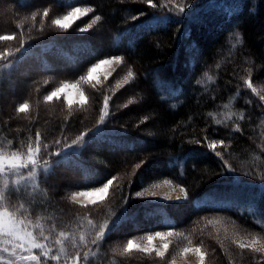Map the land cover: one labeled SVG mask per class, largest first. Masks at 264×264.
<instances>
[{
  "label": "trees",
  "instance_id": "obj_1",
  "mask_svg": "<svg viewBox=\"0 0 264 264\" xmlns=\"http://www.w3.org/2000/svg\"><path fill=\"white\" fill-rule=\"evenodd\" d=\"M218 1L200 0L198 4H205L187 18L164 0H0V34L24 29L32 21L28 13H41L45 7L57 11L90 5L103 19L91 32H56L2 56L5 61L18 56L9 76L0 62V151L36 147L39 162L35 182L17 183L8 169L0 174V195L3 206L27 222L49 250L48 257L45 249L33 250L40 256L37 264H156L140 255L120 257L110 241L180 228L211 212L264 229V97L248 84L249 78L264 81V33L255 23L264 21V0L256 7V0H238L230 13L214 6ZM211 7L220 11L215 14ZM162 15V21L151 23ZM187 45L194 54L184 61ZM114 54L125 57L136 72L137 103L133 100L114 115L122 125L114 124L110 114L99 132L82 127L93 117L97 99L89 114L71 111L63 101L34 103L53 85V77H79L92 63ZM209 65L220 79L207 83ZM25 99L43 108L33 116L18 113L17 103ZM211 139L223 143L215 150L207 142ZM221 148L227 151L221 154ZM48 157L52 164L47 166L41 159ZM154 164L162 168H154L153 175L163 172L187 189L190 206L179 207L189 210L183 216L170 211L168 204H143L132 195L152 180L148 166ZM240 165L246 169L235 171ZM32 168L30 163L17 171L25 175ZM110 179V199L93 216L72 206L68 195L73 190ZM215 252V264H230ZM248 263L257 264L251 259Z\"/></svg>",
  "mask_w": 264,
  "mask_h": 264
},
{
  "label": "rangeland",
  "instance_id": "obj_2",
  "mask_svg": "<svg viewBox=\"0 0 264 264\" xmlns=\"http://www.w3.org/2000/svg\"><path fill=\"white\" fill-rule=\"evenodd\" d=\"M164 1L167 2L169 8L175 13H179L187 18L192 14H195V12L205 4H198L200 0ZM237 1L238 0H219L214 6H221L224 11L230 13L237 8ZM258 2H260V0L254 2L255 7L258 5ZM0 7H2L1 4ZM204 7L205 6H203L201 10H203ZM77 8H79V12H76ZM181 8L184 9L183 13L179 12V9ZM252 8L256 10L253 6ZM211 10L215 14H217L216 10L220 11L217 7H211ZM51 11V7H45L41 13L34 12L32 14L30 12L28 13V16L32 21H29L24 29H21L20 27L19 32L6 29L3 30V34H0V36L11 37L10 39L0 40V62L6 65L3 67L5 70H2V72L5 71L4 74H7L8 76L10 75L9 73L12 71L10 64L14 65V61L18 56H14L12 60L8 61L3 60L2 56H12L14 53L21 52L28 48L36 41L49 38L51 34L56 32H68L70 30L71 32H68L67 34H84L91 32L103 22V19L100 17L101 15L97 14L94 7L90 5H78L64 10ZM3 12L4 8H1L0 14ZM165 16L166 15L156 16L151 18L150 21L151 23H156L162 21ZM65 17H71V19L67 21V27H61L55 23L56 20L64 21ZM192 21H197L199 23L195 18H193ZM255 23L257 31L263 34L264 21L259 18L255 20ZM215 24L217 25V23ZM210 26L217 27L214 25ZM203 35L205 36L206 33H203ZM192 54H194L192 48L190 45H187L185 48L184 61L188 60L189 55ZM103 60H108L109 63L101 64L100 62ZM96 65L100 66L96 68L95 71H92ZM219 65L220 62L218 61L216 62L215 67H218ZM215 67L209 65L206 69L205 75H208L206 78L207 83L208 80L216 81L217 79H220V76L216 71L217 67ZM133 68L134 65H131L125 57L119 54L103 56L96 62L92 63L86 69L84 74L79 77H53V79H55L53 85L45 95L40 99L37 98L34 103L42 102L44 104L48 101L51 102L54 100L63 101V104H65L67 108H70L71 111L79 109L83 114H89V111L94 107L95 100L97 99L98 105L95 113H93V117L84 123L82 127L86 129L87 127L91 128L93 126L91 129L98 130L99 132L105 128V120L110 114V117L113 116L111 120H113L114 124H120L115 121V112L135 100L136 91H133V81L136 72ZM188 71L184 68L183 72L187 73ZM249 80L251 83L248 84L257 88L260 94L264 97V81L256 82L253 81V78H249ZM156 82L158 86H161L160 81L157 78ZM40 85H38L36 91ZM41 89L42 92L44 88L41 87ZM61 89H63V91H61ZM53 92H56L57 95L52 96ZM49 96H52V99H48ZM69 99L71 100V103H69ZM137 101L138 100H135L134 102L137 103ZM34 103H30L26 99L19 101L16 110L19 113L21 106L27 105L24 112L28 111L30 116L36 115L37 112H39L37 111V108L40 109V107L43 108V106L37 105L36 107ZM221 106V108H225L226 105L223 107V104H221ZM128 128L131 130L130 126ZM107 130H109V128H107ZM205 140L207 139L205 138ZM214 140L215 139H211L207 142L211 145L215 143L216 150L217 145H221L223 141L221 139ZM29 149H31V153H29ZM225 151L227 150L222 148L218 150L221 154L225 153ZM0 156L5 158V164L8 163V160L11 157L15 156L22 158L19 162L27 165L30 164L29 156H31V158L36 161L35 165L32 164L33 168L31 170V177L29 178L27 174L23 175L17 171L15 178H17V181L18 179H26L27 181L32 182L37 181L38 173L36 165H38L39 162L37 161L38 158L36 159L35 157L37 156L36 147L28 148L25 152L11 151L3 153L0 151ZM49 158L50 157L41 159V161L46 162L48 166L52 164V160ZM240 166H236L234 170L241 171L240 169H246L245 166ZM160 168H162L160 164H154L153 166L149 165L148 170L152 175V180L145 183L143 187H140L134 192V194L132 193V195L142 201L143 204H168L170 211H173L174 214L179 216H183V212H189V210L179 207L181 205H187L186 207L189 208L190 204H187L188 191L184 185L177 183L169 177H165L166 174L163 172H158L153 175L154 170H159ZM260 177L264 178V175L260 174ZM106 184L107 182L93 188L73 190L68 195L72 206L76 208V210L84 212L87 217L93 216L91 213L107 199H110V185H107V190L103 194L95 191L96 189L104 187ZM118 185L121 187L122 183L118 181L116 186ZM202 201H198V203H202ZM238 220L237 217H233L229 214L212 212L201 214L194 220L185 223L180 228H167L136 233L129 236L127 239H121L123 240L121 242L114 240L110 241V247L120 257L129 258L135 255H140L142 258L147 257L149 260L152 259L151 261L156 264H215V250H218L219 254L225 256L230 264H250L248 263V260L250 259L257 264L264 261V229L258 230L245 225ZM25 224L28 225V230L32 231L29 224L27 222H25ZM158 232L164 234L163 238L156 235ZM149 236H152L151 241L148 239ZM130 240L133 242L131 249L128 248V242ZM241 244L245 245V247L241 248ZM165 245H168V247L165 248ZM5 247L9 249V252L15 251V256H10L8 253L3 252L2 249ZM33 250L31 255H34ZM21 255L28 256L30 254L21 249H14L12 244L7 243L6 237L0 236V256L11 258L14 261V264H37V261L34 260H20L19 257Z\"/></svg>",
  "mask_w": 264,
  "mask_h": 264
},
{
  "label": "snow or ice",
  "instance_id": "obj_3",
  "mask_svg": "<svg viewBox=\"0 0 264 264\" xmlns=\"http://www.w3.org/2000/svg\"><path fill=\"white\" fill-rule=\"evenodd\" d=\"M149 4H152V0H148ZM155 7V5H152ZM76 12H79V8L76 9ZM180 13L184 12V9L181 8L179 9ZM71 17H65L64 21L61 20H56L55 23L57 25H60L61 27H67V21L70 20ZM11 37L7 36H0V40H5V39H10ZM101 64H107L109 63L108 60H103L100 62ZM100 65H96L92 69V71H95L96 68H98ZM63 91V89H61ZM57 95L56 92L52 93V96ZM52 96H49L48 99H52ZM69 103H71V100L69 99ZM25 108H27V105H22L21 108L19 109L20 111H24ZM211 147L214 149L216 147V144L213 143ZM29 153H31V149H29ZM58 155V154H57ZM219 155V153H217ZM4 157L0 156V174H4L5 170L8 169L10 173L16 174L17 170L19 169H27L28 165L20 163V159L18 157H11L8 160V163H4ZM29 161L31 164L35 165L36 161L29 156ZM27 175L29 178L31 177V170L28 171ZM19 183V181H17ZM112 183V180H108L107 184L104 187H101L99 189H96V192H99L103 194L107 190V185H110ZM19 191V189H17ZM114 226V225H113ZM41 237L44 240H47L48 238L43 235V232H41ZM61 236H63V233H60ZM157 236H160L163 238L164 234L163 233H156ZM0 236H4L7 238V243L12 244L14 249H21L23 251H27L30 255L24 256L21 255L19 257L20 260H34V261H39L40 256L37 255H31V252L33 249H45V245L43 243L38 242L37 237L33 234L32 231L28 230V225L25 224V222L22 219H18L13 212L9 211L7 207L3 206V196L0 195ZM149 241L152 240V236L148 237ZM95 243V241H93ZM133 246V242L130 240L128 242V248L131 249ZM165 248L168 247V245L164 246ZM241 248H244L245 245L241 244ZM3 252L8 253L10 256H15V251L9 252V249L7 247L2 249ZM43 255L45 257L49 256V250L45 249L43 252ZM162 255V253H161ZM3 256H0V260H3ZM52 259L59 260V256H53ZM78 260V257L74 258ZM7 264H14V261L9 259L7 261Z\"/></svg>",
  "mask_w": 264,
  "mask_h": 264
},
{
  "label": "water",
  "instance_id": "obj_4",
  "mask_svg": "<svg viewBox=\"0 0 264 264\" xmlns=\"http://www.w3.org/2000/svg\"><path fill=\"white\" fill-rule=\"evenodd\" d=\"M4 259L3 260H0V261H3V262H5V263H7V261L9 260V259H7V258H5V257H3Z\"/></svg>",
  "mask_w": 264,
  "mask_h": 264
}]
</instances>
